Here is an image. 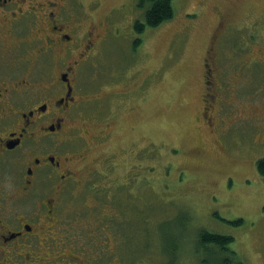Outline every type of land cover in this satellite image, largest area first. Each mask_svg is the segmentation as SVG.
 I'll return each mask as SVG.
<instances>
[{
    "label": "rangeland",
    "instance_id": "rangeland-1",
    "mask_svg": "<svg viewBox=\"0 0 264 264\" xmlns=\"http://www.w3.org/2000/svg\"><path fill=\"white\" fill-rule=\"evenodd\" d=\"M73 1L108 31L81 73L110 118L102 142L91 137L100 120L83 126L85 162L109 153L115 165L77 175L54 231L61 247L43 246L45 260L200 264L207 229L232 235L239 264H264V0H172L173 17L141 33L136 0Z\"/></svg>",
    "mask_w": 264,
    "mask_h": 264
},
{
    "label": "flooded vegetation",
    "instance_id": "flooded-vegetation-1",
    "mask_svg": "<svg viewBox=\"0 0 264 264\" xmlns=\"http://www.w3.org/2000/svg\"><path fill=\"white\" fill-rule=\"evenodd\" d=\"M74 5L0 0V264L64 262L49 263L41 252L61 247L55 232L63 226L62 197L81 170L99 177L115 165L109 153L98 166L85 162L90 141L83 126L100 120L91 137L102 142L110 118L105 101L85 96L81 73L108 31L93 19L85 23L88 14ZM204 69L207 85L211 68Z\"/></svg>",
    "mask_w": 264,
    "mask_h": 264
},
{
    "label": "trees",
    "instance_id": "trees-1",
    "mask_svg": "<svg viewBox=\"0 0 264 264\" xmlns=\"http://www.w3.org/2000/svg\"><path fill=\"white\" fill-rule=\"evenodd\" d=\"M136 5L139 8H143V18L135 19L133 22V28L137 33L143 32L144 27L152 28L161 24L162 21L173 17L172 0H136ZM138 39L136 38V40ZM255 165L259 174L263 176L264 181V157L258 158ZM197 234V244L201 247L206 248L209 244L213 245V247L207 249L209 256L201 260L200 264H211L210 262L214 259L213 256L217 254L223 257V259L219 260L220 264H231L233 260L239 264L237 254L232 249H228L230 242L233 240L232 235L213 232L207 229H202Z\"/></svg>",
    "mask_w": 264,
    "mask_h": 264
}]
</instances>
